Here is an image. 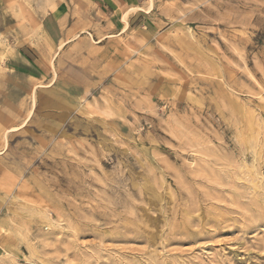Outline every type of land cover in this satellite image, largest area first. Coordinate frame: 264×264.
<instances>
[{
  "label": "rangeland",
  "instance_id": "rangeland-1",
  "mask_svg": "<svg viewBox=\"0 0 264 264\" xmlns=\"http://www.w3.org/2000/svg\"><path fill=\"white\" fill-rule=\"evenodd\" d=\"M143 15L0 114V264H264V0Z\"/></svg>",
  "mask_w": 264,
  "mask_h": 264
},
{
  "label": "crops",
  "instance_id": "crops-1",
  "mask_svg": "<svg viewBox=\"0 0 264 264\" xmlns=\"http://www.w3.org/2000/svg\"><path fill=\"white\" fill-rule=\"evenodd\" d=\"M155 5L156 0H0V114L20 120L24 113L13 108L53 88L60 67L89 59L85 48H96V41L127 36Z\"/></svg>",
  "mask_w": 264,
  "mask_h": 264
}]
</instances>
